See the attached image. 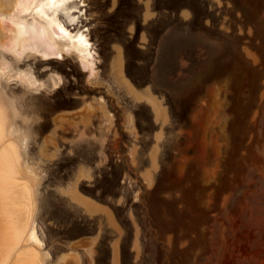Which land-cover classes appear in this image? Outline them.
<instances>
[{"label": "rangeland", "instance_id": "obj_1", "mask_svg": "<svg viewBox=\"0 0 264 264\" xmlns=\"http://www.w3.org/2000/svg\"><path fill=\"white\" fill-rule=\"evenodd\" d=\"M14 1L0 0L2 145L36 238L25 228L4 264L25 247L41 264H109L115 241L122 264H264V0L66 2L93 73L74 50L13 49L12 18H32Z\"/></svg>", "mask_w": 264, "mask_h": 264}, {"label": "bare ground", "instance_id": "obj_2", "mask_svg": "<svg viewBox=\"0 0 264 264\" xmlns=\"http://www.w3.org/2000/svg\"><path fill=\"white\" fill-rule=\"evenodd\" d=\"M72 1L15 0L17 13L26 11L32 18L29 21L24 17L12 18L11 23L15 26L11 28L12 31L9 29L12 32L8 40L10 46L13 49L31 47L45 58L61 57L63 51L66 53L74 50L79 53L83 66L93 73L94 53L87 35L82 31L72 32L60 19V10L66 2ZM4 137L3 119L0 115V264H4L10 253L19 248L24 240L25 228H31L29 237L36 238L35 230L29 227L31 189L26 183L17 185L13 174L18 154L11 142L2 145ZM22 210L26 215L19 220L18 215ZM11 264H41V258L34 247H25L19 250Z\"/></svg>", "mask_w": 264, "mask_h": 264}, {"label": "crops", "instance_id": "obj_3", "mask_svg": "<svg viewBox=\"0 0 264 264\" xmlns=\"http://www.w3.org/2000/svg\"><path fill=\"white\" fill-rule=\"evenodd\" d=\"M120 76L124 77L127 81L126 74L120 72ZM158 113L159 116L164 117L165 110L162 106H158ZM73 200L75 203L81 205L85 213L89 215H104L109 219L111 223H113V226L118 227L117 220L112 212V210L105 204L96 201L95 199L79 192L75 191L74 194H72ZM109 264H122V258H121V249L119 241H115L111 244V253L109 258Z\"/></svg>", "mask_w": 264, "mask_h": 264}]
</instances>
